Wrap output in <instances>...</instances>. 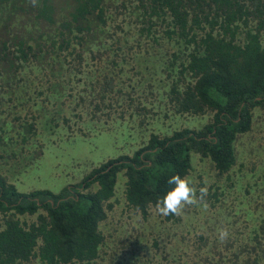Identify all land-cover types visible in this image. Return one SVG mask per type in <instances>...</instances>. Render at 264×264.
I'll use <instances>...</instances> for the list:
<instances>
[{"label": "trees", "instance_id": "obj_1", "mask_svg": "<svg viewBox=\"0 0 264 264\" xmlns=\"http://www.w3.org/2000/svg\"><path fill=\"white\" fill-rule=\"evenodd\" d=\"M161 108L208 120L151 132L57 191H21L0 173V264H264V179L255 195L245 190L241 212L218 184L231 181L239 139L264 119V0H0V145L12 156L30 144L38 158L45 123L87 137L146 124ZM195 157L214 176L200 222L162 216L141 248L123 236L110 250L121 236L106 229L119 181L121 211L147 221Z\"/></svg>", "mask_w": 264, "mask_h": 264}, {"label": "rangeland", "instance_id": "obj_2", "mask_svg": "<svg viewBox=\"0 0 264 264\" xmlns=\"http://www.w3.org/2000/svg\"><path fill=\"white\" fill-rule=\"evenodd\" d=\"M158 75L159 78L164 77L163 74ZM157 82L161 84L158 80ZM162 108L161 113L155 115L146 124H140L138 120L119 121L111 124L110 127L101 128L100 131L90 132L87 137L69 133L65 126L54 130L51 123H45L43 129L38 127L39 133L36 138H39V142L34 140L42 146L41 155H37L38 158L33 155L34 148L30 144L27 145L26 152L19 150L15 156L11 155V146L6 148L0 145V173L5 175L8 181L15 183L21 191L42 188L57 191L67 183L80 180L98 163L122 154H131L148 139L151 132L171 134L182 127L199 128L208 120L207 115H170L166 118L163 116ZM259 115L254 119L251 131L239 139L237 162L231 171V181L228 183H225V179L218 181L220 187L227 193L226 203L239 212H241L240 206L236 204L244 197L245 190L250 189L255 195L256 189L263 186L264 119ZM240 161L245 162L244 168L240 167ZM187 179L197 189L207 187L209 191L214 176L206 162L195 157ZM123 187V182L120 180L116 188L118 202L110 213L109 222L106 225L107 230L116 227L121 235L111 238L110 250L115 249V246L118 249L121 247L120 241L123 240V236L136 240L141 248L152 229L157 231L159 226L162 228V216L157 214L154 208L147 221L129 209L125 208L126 210L121 211L124 204ZM203 211L204 208L198 205L185 208L184 223L188 225L199 223L204 214ZM214 212L211 209L207 212L209 214L207 216L213 217L216 214ZM182 229H186L185 225H178L177 230ZM135 235H138L137 239ZM123 246L125 249L128 245L123 243ZM105 263L106 260L98 264Z\"/></svg>", "mask_w": 264, "mask_h": 264}, {"label": "clouds", "instance_id": "obj_3", "mask_svg": "<svg viewBox=\"0 0 264 264\" xmlns=\"http://www.w3.org/2000/svg\"><path fill=\"white\" fill-rule=\"evenodd\" d=\"M169 185L173 187L155 202V211L161 216H181L185 208L190 206H201L208 208L206 197L208 195L207 187L197 189L192 186L190 181L182 178L180 175H173L168 180ZM229 239V231L226 227L217 229V242L224 243Z\"/></svg>", "mask_w": 264, "mask_h": 264}]
</instances>
